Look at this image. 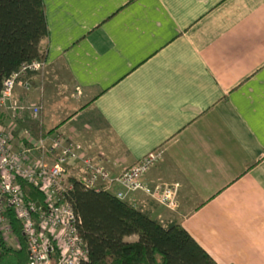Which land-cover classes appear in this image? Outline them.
I'll use <instances>...</instances> for the list:
<instances>
[{"label":"crops","instance_id":"crops-1","mask_svg":"<svg viewBox=\"0 0 264 264\" xmlns=\"http://www.w3.org/2000/svg\"><path fill=\"white\" fill-rule=\"evenodd\" d=\"M44 3L45 71L9 103L42 105L39 120L2 109L15 151L58 134L119 174L161 150L144 181L179 184L178 207L145 194L135 206L181 225L217 264H264V0ZM43 154L24 163H55Z\"/></svg>","mask_w":264,"mask_h":264},{"label":"built area","instance_id":"built-area-1","mask_svg":"<svg viewBox=\"0 0 264 264\" xmlns=\"http://www.w3.org/2000/svg\"><path fill=\"white\" fill-rule=\"evenodd\" d=\"M46 63L33 60L21 67L5 82L0 96V109L9 106L16 88L29 92L32 77L42 73ZM14 112H30L35 120L39 119L41 108L27 104L11 103ZM14 130L0 122V255L1 242L8 243L13 238L10 211L15 213L23 225L26 238L28 264H83L89 259V248L82 239L79 226L80 217L69 203L73 190L69 170L81 168V181L85 189L107 192L122 201L134 205L133 195L145 194L158 204L171 210L178 207L179 184H158L150 186L144 181L146 174L163 159L161 150H154L134 165L119 174H113L103 156H93L81 143L66 140L56 134L52 144L38 140L33 148L21 152L14 149ZM90 147L96 148L95 143ZM42 150L43 155H55L54 164L42 160L26 165L34 150ZM25 179L45 194V204L25 199L17 182ZM16 243V241H15ZM16 248L19 249L18 242Z\"/></svg>","mask_w":264,"mask_h":264},{"label":"trees","instance_id":"trees-1","mask_svg":"<svg viewBox=\"0 0 264 264\" xmlns=\"http://www.w3.org/2000/svg\"><path fill=\"white\" fill-rule=\"evenodd\" d=\"M48 42L44 0H0V96L4 82L23 65L46 63ZM70 181L68 201L80 217L79 232L89 248L83 264H217L181 225L164 226L127 201L87 190L73 176ZM17 182L26 200L45 204V194L37 187L22 178ZM10 222L20 248L1 242L0 264H28L23 225L13 211ZM133 235L139 239L128 242Z\"/></svg>","mask_w":264,"mask_h":264},{"label":"rangeland","instance_id":"rangeland-1","mask_svg":"<svg viewBox=\"0 0 264 264\" xmlns=\"http://www.w3.org/2000/svg\"><path fill=\"white\" fill-rule=\"evenodd\" d=\"M44 71H45V69H44ZM59 85H61L62 86V88L60 87V90H62V93H65V94H63V97L65 96V95H67L68 93H71V91H72V89H71V86H65V85H63L62 83H60L59 82V80H57L56 82H55V86H57L58 84ZM47 86V85H46ZM52 86H54V84L52 85ZM49 88V87H48ZM17 91V90H16ZM56 92V89H55V91H54V93ZM57 94V93H56ZM73 94V93H72ZM39 95H42V94H39ZM58 95V94H57ZM30 106H39L40 108H41V112H42V105H36V104H32V102H30V104H29ZM55 106L54 105H52V107H51V111L52 112H55L56 111V109L57 108H59V106L58 105H56V107L57 108H54ZM13 114H14V111H13ZM49 114H50V116L52 117V114L49 112ZM40 117V116H39ZM56 116H53V118H55ZM34 119V118H33ZM35 120V119H34ZM39 120V119H38ZM4 125L6 126V127H8L9 129H12L13 128V130H14V126L13 125H10V124H8V125H6L5 123H4ZM127 239V241L128 242H130V241H133L134 239H136V237H132V236H130V238H126ZM15 239L14 238H10L9 240H8V244L9 245H11V246H13V247H15L16 248V243H15Z\"/></svg>","mask_w":264,"mask_h":264}]
</instances>
